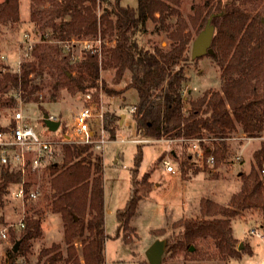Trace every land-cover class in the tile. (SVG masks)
Masks as SVG:
<instances>
[{"label": "trees", "instance_id": "16d2710c", "mask_svg": "<svg viewBox=\"0 0 264 264\" xmlns=\"http://www.w3.org/2000/svg\"><path fill=\"white\" fill-rule=\"evenodd\" d=\"M120 2L30 0V22L41 30L39 43L33 45L29 59L22 61L19 72L0 70V94H7L11 89L23 103L36 101L34 95L40 89L36 79L51 69L58 73L54 90L64 88L85 95L98 88L101 73H109L112 84L124 82L125 86L119 91L107 89L103 80L105 94L135 92L131 118L140 138L211 139L213 151L201 145L205 155L212 153L217 164L225 157V141L232 134L240 131L248 138L261 136L264 131V25L261 23L264 0H205L202 5L193 4L192 13L187 16L179 11L181 0H137L135 8L121 6ZM18 6V0H3L0 22L17 23ZM210 15L215 16L211 22L214 54L209 56L219 66L220 84L217 90H207L193 99L185 95L191 31L198 34ZM153 34L164 35L166 46L149 47L148 41H141L143 36ZM72 41L93 45L100 41V51L82 50L77 59L73 52L64 50L65 43ZM13 95L9 97L11 104L16 103ZM118 119L114 114L104 113L103 127L111 138ZM60 154V162L51 163L43 171V176L48 178L44 198L50 214L61 219L65 248L53 244L42 249L36 264H104L108 236L104 228L103 158L91 146L74 143L62 145ZM254 160L256 166L242 176L239 191L231 195L226 206L201 199L199 218L180 220L175 225L180 230L166 241L167 251L194 257L201 253L198 246L211 240L215 249V253L209 254L212 260L227 261L237 256L235 242L230 237V220L244 211H264V176L257 173L263 164L264 145L254 152ZM133 162L129 199L116 211V237L120 231L128 230L142 192L145 194L150 188L149 173L138 179L142 162L139 144ZM21 180L19 172L0 169V208L8 187ZM22 223L18 250L8 251L4 264H19L18 254L27 251L29 242L42 234L39 217L27 216Z\"/></svg>", "mask_w": 264, "mask_h": 264}, {"label": "rangeland", "instance_id": "374dc122", "mask_svg": "<svg viewBox=\"0 0 264 264\" xmlns=\"http://www.w3.org/2000/svg\"><path fill=\"white\" fill-rule=\"evenodd\" d=\"M205 0H181L179 11L183 16L191 14L193 4L202 5ZM3 0H0V4ZM121 6L135 8L137 0H121ZM19 21L11 23L10 20L0 22V70L4 73L7 69L19 72L20 65L25 58L27 48L39 43V30L30 22V0H18ZM102 9H98V13ZM264 17V13H262ZM38 33H34L35 30ZM192 41L197 33L191 31ZM27 37V38H26ZM142 42L148 41V46L163 47L167 44L164 35H145ZM54 45V43H50ZM73 53L77 59L82 55V45L76 43ZM96 46V44H94ZM66 52V51H65ZM191 46L187 55L188 62L185 72L188 83L185 86V95L197 98L207 90H217L220 84V69L216 61L209 55L196 60H190ZM58 78L55 70H46L43 77L36 82L40 89L35 93L36 101L23 103L18 94L9 89V93L0 94V127H5L12 121L15 110H20L36 131L43 133L40 124L43 114L54 117L60 122L59 129L51 134V138L59 139L65 131L70 132L75 114L83 107L94 104L96 109L119 117L114 137L108 135L109 142L104 150L99 153L103 158V203H104V228L108 236L105 242L104 264H148L145 252L157 239L169 241L174 237L179 228L175 225L180 220L198 219L199 203L207 199L213 203L226 206L231 195L238 192L243 181L242 176L249 173L252 166H256L254 152L264 145V131L260 137L248 138L240 131L226 139L227 150L225 157L214 163L212 167L191 157L186 144L178 142L167 143L164 140H147L140 138L135 131L131 118L130 108L136 101L135 92L132 90L105 94V88L119 91L125 83L114 85L112 75L101 73L98 88L91 89L90 101L82 93H71L64 88L54 90L53 85ZM188 91L190 95H188ZM13 95L15 104H11L9 97ZM188 105H184V110ZM121 115H125L121 122ZM97 130L99 121L91 123ZM141 139L147 141L140 143L142 149V162L139 167L138 179L143 174L149 173V191L138 202L136 213L126 231H120L115 236L117 227L116 211L122 209L130 196V172L134 167L133 158L138 143L131 140ZM214 150L213 142L206 139L202 144ZM97 153V152H95ZM61 154L56 155L55 161L60 162ZM167 161L174 168V174L167 173L163 166ZM263 164L257 168L259 176ZM1 169V167H0ZM47 179L40 175H27L25 181L38 184L41 195L34 201L20 202L9 194L2 198L3 206L0 208V231L5 230L6 238L0 239V264H4L7 252L22 235V228L18 226L25 217H39L42 219L39 238L29 242L27 251L18 254L19 264H36L39 253L44 248L53 244L61 245L64 249L62 223L59 215L50 214L44 194L47 189ZM35 209V211L33 210ZM37 213V215H36ZM230 237L235 242L237 256L227 261L212 260L209 254L215 253L211 240H205L198 246L201 253L198 256L185 255L165 251L161 264H264V211L249 210L241 212L236 219L230 220ZM254 230L259 236L251 235ZM20 245V244H19ZM239 246L241 247L239 249ZM19 247V246H18ZM78 249L79 246H77Z\"/></svg>", "mask_w": 264, "mask_h": 264}, {"label": "built area", "instance_id": "2783aa9c", "mask_svg": "<svg viewBox=\"0 0 264 264\" xmlns=\"http://www.w3.org/2000/svg\"><path fill=\"white\" fill-rule=\"evenodd\" d=\"M27 38V37H26ZM64 50L66 52H72L76 44L74 41L65 43ZM82 50L87 52H99L100 41H96L93 44L83 41L80 43ZM32 45L27 48L29 54H25V58L30 57ZM97 48V50L95 48ZM74 59V57H73ZM20 65V63H18ZM91 94H85V99L90 101ZM130 113L134 108L131 107ZM51 120L56 121L54 117H50ZM93 120L99 121V128H96L91 124ZM104 110L102 107L95 108L94 104L81 108L74 116L73 125L70 128V132H63L59 139L51 138V132L44 125L42 119L40 124L43 127V133L40 134L36 131L34 126L29 120L23 116L20 110H15L12 115V121L6 125L3 130L0 131V167L7 169L9 172H19L22 176L20 183L11 184L7 189L13 199L20 202L34 201L40 197L41 191L38 184H30L24 180L27 175H40L44 169L51 163L55 162L56 155L59 154L60 148L64 144H80L89 145L92 150L97 153H101L104 150L105 145L109 142L106 130L103 127ZM60 127V126H59ZM59 129V128H58ZM56 132V131H55ZM148 140V139H147ZM134 143H146L147 141L141 139L131 140ZM167 143L178 142L179 145L186 144V147L191 152V157L196 158L197 161L203 162L205 158L206 165L212 167L215 163V159L212 153L205 155L204 148L201 144L205 143L206 139H176V140H164ZM210 141H212L210 139ZM165 171L170 174H174V168L169 162L163 161ZM261 174L264 176V168L261 170ZM20 228H23L22 221L18 223ZM251 235L259 236L254 230H251ZM5 230L0 231V239H5Z\"/></svg>", "mask_w": 264, "mask_h": 264}, {"label": "water", "instance_id": "95a60500", "mask_svg": "<svg viewBox=\"0 0 264 264\" xmlns=\"http://www.w3.org/2000/svg\"><path fill=\"white\" fill-rule=\"evenodd\" d=\"M215 15H210L206 20V23L203 29L197 34L191 44V52L190 59L196 60L205 55H213L214 51L211 48V42L214 35V26L212 25V19ZM261 23L264 25V17L261 18ZM125 115H121V122ZM42 121L47 129L51 132H55L58 130L60 126V122L51 120L49 115L43 114ZM20 244V240L16 241L13 245L11 251L16 253L18 250V246ZM241 247L239 246V249ZM193 251V248L190 249ZM166 251V240L157 239L153 242V244L147 249L145 252V257L148 264H161L162 256Z\"/></svg>", "mask_w": 264, "mask_h": 264}]
</instances>
